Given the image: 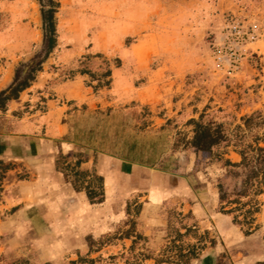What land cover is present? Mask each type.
<instances>
[{
  "label": "rangeland",
  "instance_id": "obj_1",
  "mask_svg": "<svg viewBox=\"0 0 264 264\" xmlns=\"http://www.w3.org/2000/svg\"><path fill=\"white\" fill-rule=\"evenodd\" d=\"M78 1L68 0L61 20L58 7L56 45L48 53L42 19L48 0H0V81L10 72L16 83L38 65L39 71L59 72L60 79L86 71L84 84L95 93L102 92L104 104L92 109L73 107V155L59 153L56 160L74 162L75 153L80 152L82 158L86 152L94 167L110 156L117 162L115 183L107 196L88 200L92 207L88 215L80 214L77 233L71 238L20 237L21 226L33 235L40 231L47 235L49 224L29 217L31 210L26 213L29 220L32 217L29 223L7 222L11 200H18L15 185L32 178L26 160L21 159L31 157L32 152L23 154L20 143L14 144L13 155L1 160L8 169L0 180V264H17L20 258L30 264H68L78 253L88 251V237L98 240L108 235L115 237L91 254L100 256L103 264H159L156 259L176 252L167 250L176 231L184 233L188 226L192 229L182 242H196L203 234L205 246L197 257L201 258L204 250L220 244L212 229L215 215L227 216L244 234V227L233 223L231 215L218 212L217 189L220 182L231 192L239 186L242 172H230L222 159L195 150L189 140L194 119L221 123L234 142L236 134H241L236 126L242 118L257 113L263 118H255L256 126L242 132V140L253 142L255 136L261 137L264 0H108L97 9L79 8ZM85 11H94V15ZM102 20L104 29L95 30ZM6 30L9 39L17 42L11 48L1 35ZM42 44L41 60L22 75L26 60L39 54ZM107 69L109 77L104 75ZM11 119L0 115L2 131ZM234 149L229 145L216 150L237 162L240 156ZM156 187L166 190L163 198L153 197ZM258 200L256 229L263 217L264 191ZM189 205L198 209L192 212ZM130 221L134 223L132 234L141 236L119 237L130 228ZM139 253L152 258L142 259ZM227 256L223 252L214 262L226 264Z\"/></svg>",
  "mask_w": 264,
  "mask_h": 264
},
{
  "label": "crops",
  "instance_id": "obj_2",
  "mask_svg": "<svg viewBox=\"0 0 264 264\" xmlns=\"http://www.w3.org/2000/svg\"><path fill=\"white\" fill-rule=\"evenodd\" d=\"M59 1L61 20L62 9L67 8L68 0ZM78 2L79 8L95 9L96 7L97 9L108 3V0H79ZM100 13L103 16V12ZM89 14L94 15V11ZM103 24L105 25L102 20L94 26V29L103 30L105 27ZM83 29L88 28L83 26ZM8 32L6 30L1 35L7 37L6 45L11 48L17 42L9 39L11 37ZM68 59L74 58H59V61ZM58 75L59 72L55 71H39L30 85L19 92L16 99L7 101V109L0 110V115L12 117L10 121H7L11 123L10 126L6 124L5 131L0 129V160L8 159L13 155L12 149L16 143H20L23 154L32 152L31 157L26 155L25 158L21 157L26 160V169L32 173V178L19 181L15 185L18 200H11V213L7 222L29 223L34 216L35 219H33L41 225L49 224L47 235L43 231L33 235L25 226H21L20 231L23 234L20 237L24 238H71L72 234L77 233L76 225L80 222V214L88 215L87 211L92 207L85 193L75 191L64 179L62 173L55 168L56 155L59 153L73 155L75 140L71 137L70 121L74 113L73 107L76 105H85L88 109L102 107L104 104L102 92L95 93L90 86L84 84L86 73L62 79ZM11 76L10 72L3 75L0 91L7 85ZM50 82L51 87H48ZM135 97L139 99L140 93L136 92ZM116 165L117 162L112 157L104 156L100 163L92 167V156L85 152L80 169L88 171L94 169L102 175L104 194L107 196L113 182L115 183L113 177L117 174ZM165 192L164 188L156 187L152 195L155 198H163ZM195 208L198 209L197 205H189L192 212ZM30 210L32 213L28 216L32 217L29 220L26 213ZM262 215L258 229L249 235L237 231V228L228 222L227 216L215 215L212 229L217 231L220 244L212 247L211 250H204L202 257L193 259L190 264H218L214 261L223 252L228 255L226 264H254L256 261H264V210ZM156 218L154 217V221H157Z\"/></svg>",
  "mask_w": 264,
  "mask_h": 264
},
{
  "label": "trees",
  "instance_id": "obj_3",
  "mask_svg": "<svg viewBox=\"0 0 264 264\" xmlns=\"http://www.w3.org/2000/svg\"><path fill=\"white\" fill-rule=\"evenodd\" d=\"M48 10L42 9V19L44 23V36L46 39V48L49 51L56 45V12L60 6L57 0H48ZM41 69L40 65L34 67L32 71L26 75L23 80L13 83L9 87L0 91V110L5 111L7 109V101L10 99H16L19 96V92L24 90L34 80V73ZM81 73H87L86 71H80ZM111 74L110 69L104 72L106 77ZM110 80H106L105 84H108ZM100 85V84H99ZM262 119L260 113L257 115H250L242 118V124L236 126V130L241 134H236L234 142H231V137L224 130L221 123H203L198 120L192 119L194 124L193 136L189 140V145L197 151L208 152L212 157L223 160V165L228 168L230 172L238 174L242 172V180L238 187L234 188L231 192H228L222 183L217 184L218 189V212L223 214H229L232 216V222L239 224L241 228L244 227L243 233L249 235L257 228L255 222V215L260 210V203L258 196L264 191V144L260 145V142H264V130L261 137L255 136L253 142H245L242 140L243 134L246 130L250 131L253 126H256L254 122L255 118ZM233 145L234 151L240 156V160L233 162L228 158H223L221 153L216 149L220 146L227 147ZM76 159L74 162L56 160V167L63 175L64 179L71 184L75 191H83L89 200V202H95L104 195V178L98 174L94 169L91 171L80 169L82 162L81 153H75ZM8 169V165H4L0 160V180L2 173ZM140 204L137 205L136 213L140 211ZM129 203L127 204V212H129ZM131 226L125 230L119 237L130 238L134 234L133 221H130ZM192 228L186 227L185 232L181 233L176 231L175 237L170 241V245L167 250L175 249L174 254H168L165 258L156 259L157 262L165 263H177V264H190L191 260L198 257L201 250L205 246L203 242V234L197 236L196 242H189L186 245L182 242V237L186 235ZM207 233L204 232V234ZM135 238H139L140 234H135ZM115 236L108 235L98 240L94 238H87L88 251L85 254L78 253L76 259H72L68 264H103L100 260V256L92 257L91 254L99 251L107 241ZM264 239V235H263ZM135 240H132V244L129 249L133 250V244ZM142 255V259L152 258L149 254L139 253ZM113 258L114 255H110ZM17 264H30L25 258L16 260ZM43 264H50L44 262ZM125 264H128L125 261ZM139 264V263H135ZM254 264H264V261H256Z\"/></svg>",
  "mask_w": 264,
  "mask_h": 264
},
{
  "label": "water",
  "instance_id": "obj_4",
  "mask_svg": "<svg viewBox=\"0 0 264 264\" xmlns=\"http://www.w3.org/2000/svg\"><path fill=\"white\" fill-rule=\"evenodd\" d=\"M44 48H45V45L42 44V46L39 48V52H38L39 54H37L36 56H34L32 58H28V60H26L25 65L23 66L24 70L22 71V75H25V73H26L27 69L30 67V65L37 63L41 60L40 53L41 54L45 53ZM12 84H13V78L11 76V78L7 82V85L2 90L6 89L7 87H9Z\"/></svg>",
  "mask_w": 264,
  "mask_h": 264
}]
</instances>
